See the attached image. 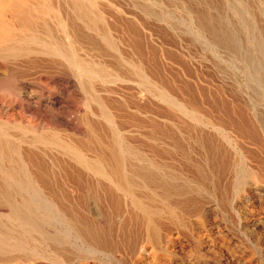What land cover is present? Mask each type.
I'll return each mask as SVG.
<instances>
[{
    "label": "bare ground",
    "instance_id": "1",
    "mask_svg": "<svg viewBox=\"0 0 264 264\" xmlns=\"http://www.w3.org/2000/svg\"><path fill=\"white\" fill-rule=\"evenodd\" d=\"M106 8L0 0V264H253L222 223L245 197L241 227L264 246V112L249 83L224 101L190 90L168 75L161 27ZM188 15L219 43L208 15ZM249 73L264 100V56ZM237 173L250 192L235 194ZM173 241H191L190 260Z\"/></svg>",
    "mask_w": 264,
    "mask_h": 264
},
{
    "label": "rangeland",
    "instance_id": "2",
    "mask_svg": "<svg viewBox=\"0 0 264 264\" xmlns=\"http://www.w3.org/2000/svg\"><path fill=\"white\" fill-rule=\"evenodd\" d=\"M96 1L105 8L107 7L106 9L115 15L118 13L122 14L121 12H123V14L125 13L127 15L135 14L134 16H138L140 14L138 17H141L145 12L143 16L146 15L149 17V19L152 21L151 23H153L151 25L154 27V29H156V27H161L163 33L162 37L160 34V37L162 39V43L164 42L163 45L165 47L164 51L166 54L164 53V56H166L165 58L167 62L166 70L169 68V76L173 74L170 77H174L177 80L182 79V83L188 86L190 90H193L197 93H205L207 94V97H212L211 99H217V97H220L218 98L220 100L217 99L218 101H221L223 98V101L225 98H229V95L226 94L227 89L234 86L237 91L239 90V94L243 96V90L249 83L247 88L250 90L252 96L255 95L253 98L258 104V108L264 112V100L262 98L260 86L258 85V82L255 81L256 75H254L255 73H249L251 66H256L258 63L263 61L264 52L261 51H264V0ZM108 6L109 8L111 6V10L108 9ZM191 7L197 8V10L206 17L208 15L209 19L207 20L210 22L209 25H212L211 27L215 28L214 30L216 33L218 32L217 34L221 36L219 43L218 41L215 43L207 40L194 27L193 21L188 15V11ZM113 10L116 11L117 14L114 13ZM158 16H160V18ZM155 38L157 39L159 37L157 35L153 37L154 40L152 42L154 44L156 43ZM93 54L95 56V53ZM4 69V65L0 63V84L1 82L3 83L9 82V80L11 81V77L8 75L10 74L9 71L5 69L8 72L7 73ZM48 79L49 76L43 74L37 76L36 80L40 81L42 85L47 88H53L54 84L52 85L51 81ZM199 89L203 92H201ZM74 101V104H77L78 106L80 102L78 100ZM76 112L79 114L81 111ZM76 112H74L73 115H75ZM188 133L184 132L185 136L183 138V144H195L193 138L194 133L191 132V134L190 131H188ZM190 141H192L193 144H191ZM194 147H196V144ZM241 180L242 178L240 174L237 173V179L234 186V192L237 196L243 193L244 188L248 190L247 192H250V185L248 183L243 184V181L241 182ZM241 200L242 199L240 198L233 204L232 208L223 212L222 223L223 225L228 224L231 227H235V225L238 226L236 227L238 229L237 232H234L236 233V236L234 235V237L238 240L241 239L242 241H239L243 242L244 246H248V248L247 246H243V250L247 249V252L250 250L253 252V264H264V246H261L259 243L255 244L254 241H257V237L253 236V239H250L248 235L245 234V229L241 227L242 217H244L243 209L247 208L248 199L243 197V200ZM243 206L244 208H242ZM259 213L263 215V209H259ZM188 234L192 236L191 231ZM190 242L189 244H187L188 242H185L187 245L186 246L185 244L179 245L173 241L170 244V247L175 250L179 257L185 261H188L191 259V253L193 254V248L191 247ZM203 248L204 247L200 245L198 249L202 257L206 259H212L215 256L213 250H208L207 247L206 250Z\"/></svg>",
    "mask_w": 264,
    "mask_h": 264
}]
</instances>
